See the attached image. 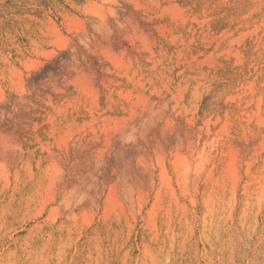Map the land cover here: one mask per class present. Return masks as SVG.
Masks as SVG:
<instances>
[{"label": "rangeland", "instance_id": "obj_1", "mask_svg": "<svg viewBox=\"0 0 264 264\" xmlns=\"http://www.w3.org/2000/svg\"><path fill=\"white\" fill-rule=\"evenodd\" d=\"M0 264H264V0H0Z\"/></svg>", "mask_w": 264, "mask_h": 264}, {"label": "bare ground", "instance_id": "obj_2", "mask_svg": "<svg viewBox=\"0 0 264 264\" xmlns=\"http://www.w3.org/2000/svg\"><path fill=\"white\" fill-rule=\"evenodd\" d=\"M206 203H207V201H206ZM192 224V223H191ZM200 227V226H199ZM35 242V241H34ZM77 243V242H76ZM157 248V247H156ZM19 253V252H18ZM23 255V254H22ZM183 261V260H182ZM35 263V262H34Z\"/></svg>", "mask_w": 264, "mask_h": 264}]
</instances>
